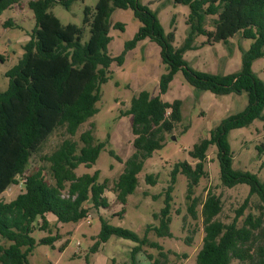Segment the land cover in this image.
<instances>
[{"label": "trees", "instance_id": "trees-1", "mask_svg": "<svg viewBox=\"0 0 264 264\" xmlns=\"http://www.w3.org/2000/svg\"><path fill=\"white\" fill-rule=\"evenodd\" d=\"M21 0H0L1 13ZM187 5L188 33L184 44L175 48L172 44L175 32L165 35L157 14L143 0H98L95 7L84 9V26L63 24L50 8L54 3L70 6L73 0H31L36 26L30 39L24 44L19 62L8 70L9 86L0 90V264H30L29 255L39 244L54 245L60 234H52L48 215L58 222H78L87 218L92 208H108L110 201L105 194L108 180L100 182V170L78 175L76 169L83 164L93 166L104 147L92 130L81 133L80 141L73 139L83 123L94 116L102 97V84L110 77V64L123 62V55L113 57L108 52L112 40L111 16L115 8L132 9L141 26L126 47L132 49L137 42L150 38L161 47V56L167 67L160 81L161 93L169 89L175 75L182 71L195 88L209 90L217 95L246 92L248 105L240 112L230 114L214 128L209 138L201 139L190 151L195 164L187 160L177 162L171 171V183L165 192L164 207L155 216L159 225H149L146 234L114 226L101 216L99 241L93 246L96 252L101 243L111 236H120L136 242L132 249V264H137L136 254L148 245L158 249V255L145 249L151 264H168L170 250L158 241L146 236L154 230L159 237L173 236L171 209L173 188L179 174L187 177L188 211L197 218L199 205L195 188L207 176L206 159L212 145L217 146L221 180L232 187L247 183L250 194H257L264 209V181L256 173L233 167V150L229 139L231 130L249 126L256 119L264 122V80L253 70L256 59L264 57V0H173ZM211 19V22L209 21ZM89 27L90 37L82 41ZM212 27L211 29L208 28ZM115 27L124 29L119 22ZM252 39L250 48L243 55L240 71L220 75L191 68L183 58L192 49L199 35L207 37V43L228 42L237 34ZM3 59V56H1ZM132 116L135 152L126 160L123 172L114 183L118 199L125 204L128 196L139 186V173L146 159L161 149L170 134L182 122L181 101H165L143 90L131 100L126 112ZM62 131L69 137L42 159L49 164L54 183L45 177V167L24 175L32 155L55 132ZM262 151L264 142L258 146ZM22 177V178H21ZM151 185L157 183L155 174H148ZM22 182L23 190L12 200L5 201L3 193L11 184ZM249 198L231 222L218 216L222 212V200L209 191L202 204L203 237L197 253L198 264H264V246L257 244L262 217L248 216L243 225L238 217L248 205ZM124 209L119 214H123ZM41 219L40 228L35 224ZM46 230L48 234L37 238L34 233ZM188 242L193 241L189 237ZM70 240L60 247L64 250Z\"/></svg>", "mask_w": 264, "mask_h": 264}, {"label": "rangeland", "instance_id": "rangeland-1", "mask_svg": "<svg viewBox=\"0 0 264 264\" xmlns=\"http://www.w3.org/2000/svg\"><path fill=\"white\" fill-rule=\"evenodd\" d=\"M31 0H21L0 15V90L9 86L7 72L19 62L24 52V44L36 26L35 14L30 7ZM98 0H73L70 6L54 3L50 11L63 24L73 23L84 26V9L86 6L95 7ZM156 12L164 28L165 35L175 32L173 45L180 48L187 37L186 24L189 7L177 4L173 0H143ZM211 22V19H209ZM123 23L124 29L115 27ZM112 40L108 52L113 57L123 55V62L117 60L110 64V77L102 84V97L97 103L98 112L81 125L77 134L72 138L80 141L82 132L91 129L96 140L103 142L96 163L87 167L83 164L76 169L78 175L94 173L100 170V182L108 180L106 195L109 198L108 208H92L87 218L78 222H58L54 215H48L51 222L52 234H60V239L54 245L39 244L29 255L30 264H132V249L136 245L131 239L111 236L108 241L101 243L96 252L93 246L99 241L102 227L101 216L114 226L129 228L140 236L146 234L149 225H159L160 220L155 214H160L164 207L165 192L171 183V171L175 164L187 160L195 164L190 151L201 139L209 138L214 128L223 119L233 113L240 112L248 105L246 92H231L217 95L209 90L195 88L179 71L169 84V89L161 93L160 81L167 67L161 56V47L150 38L137 42L136 46L128 49L126 44L138 32L141 22L132 9L115 8L111 16ZM82 41L90 37L89 27ZM211 29L212 27H209ZM252 39L237 34L228 42L207 43L205 35L197 36L192 49L183 53L187 64L198 71L220 75L234 74L241 70L243 55L250 48ZM3 56V59L1 58ZM254 72L264 80V57L253 63ZM147 90L153 96L161 95L165 101H181L182 122L167 136L165 145L156 150L146 159L144 168L139 173V186L128 196L123 204L114 191V183L123 172L126 160L135 152L132 116L127 114L131 100L141 91ZM69 137L62 131L55 132L43 144L42 148L30 158L24 175L36 172L45 167V177L53 184L54 180L42 156L52 152L61 141ZM229 139L233 150V167L239 170L251 171L264 181V149L258 146L264 142V122L256 119L249 126L230 131ZM217 146L212 145L206 159L207 176L202 178L195 188L198 198V216L193 218L188 211L190 200L187 199L188 180L186 175L179 174L173 185V202L171 209L173 236L159 237L154 230H149L147 237L150 241H158L170 250L168 264H198L197 253L202 246L203 217L202 204L209 191L221 197L222 212L218 218L231 222L237 216L239 209L249 198L248 205L238 217V224H244L248 216L262 217V227L259 228L257 244L264 246V209L260 206L262 200L257 194L251 195V187L247 183H239L232 187L223 184L220 165L217 158ZM155 174L157 183L151 185L146 176ZM22 178V177H21ZM23 190L22 182L11 184L3 193L5 201L14 199ZM124 213L121 215L119 212ZM40 228L41 219L35 222ZM46 230L34 233L37 238L46 236ZM193 237L191 243L188 238ZM67 240L68 246L61 250ZM145 249L158 255L159 251L148 245L144 251L136 254L137 264H151ZM232 264H239L234 260Z\"/></svg>", "mask_w": 264, "mask_h": 264}]
</instances>
